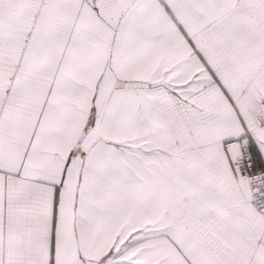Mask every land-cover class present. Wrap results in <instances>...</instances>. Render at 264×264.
<instances>
[{"label":"snow or ice","instance_id":"1","mask_svg":"<svg viewBox=\"0 0 264 264\" xmlns=\"http://www.w3.org/2000/svg\"><path fill=\"white\" fill-rule=\"evenodd\" d=\"M0 264H264V0H0Z\"/></svg>","mask_w":264,"mask_h":264}]
</instances>
